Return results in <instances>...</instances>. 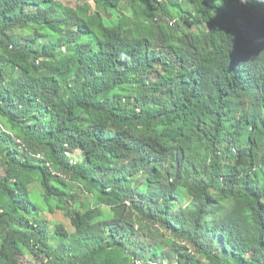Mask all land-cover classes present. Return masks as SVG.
<instances>
[{
	"label": "trees",
	"instance_id": "1",
	"mask_svg": "<svg viewBox=\"0 0 264 264\" xmlns=\"http://www.w3.org/2000/svg\"><path fill=\"white\" fill-rule=\"evenodd\" d=\"M94 3L0 0V264H264V0Z\"/></svg>",
	"mask_w": 264,
	"mask_h": 264
},
{
	"label": "rangeland",
	"instance_id": "2",
	"mask_svg": "<svg viewBox=\"0 0 264 264\" xmlns=\"http://www.w3.org/2000/svg\"><path fill=\"white\" fill-rule=\"evenodd\" d=\"M57 1H60L62 2L64 5H67V6H70L72 8H75L76 6H80L82 8H87L89 9V11L92 13L95 11V3H94V0H57ZM43 41V40H42ZM160 124H162V120H158L154 129H157ZM11 128H13V125L11 124H8ZM70 156L72 157V160L73 161H80L81 159V155H80V152L79 151H71L70 152ZM82 171H88L87 168H82ZM2 175V171L0 170V176ZM190 202V198H182L181 199V202H180V205L181 207L183 206H186L188 203ZM47 218L51 221H60L62 222L66 228L69 230V231H72V228L71 226L69 225V222L67 219H64L62 217V215L60 213H55V214H50L48 213L47 215ZM136 225H141L140 223ZM155 232H157L156 230H153L152 231V234H153V237L155 235ZM152 237V239H153ZM105 256H111V257H120V254L119 253H114V252H105L103 253V255L101 257H105ZM20 262L21 264H34V261L30 258H24V257H20ZM173 264H181L179 260H177L175 263Z\"/></svg>",
	"mask_w": 264,
	"mask_h": 264
},
{
	"label": "clouds",
	"instance_id": "3",
	"mask_svg": "<svg viewBox=\"0 0 264 264\" xmlns=\"http://www.w3.org/2000/svg\"><path fill=\"white\" fill-rule=\"evenodd\" d=\"M242 2H244V0H242ZM246 41H249L250 42V38L248 36L244 40H241L240 46L241 47H245V42ZM242 44H243V46H242ZM253 54H256V52H253L252 55Z\"/></svg>",
	"mask_w": 264,
	"mask_h": 264
}]
</instances>
